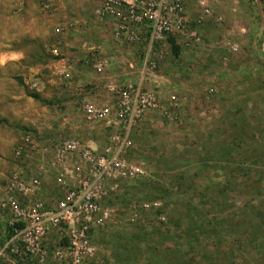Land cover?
<instances>
[{"label":"rangeland","instance_id":"rangeland-1","mask_svg":"<svg viewBox=\"0 0 264 264\" xmlns=\"http://www.w3.org/2000/svg\"><path fill=\"white\" fill-rule=\"evenodd\" d=\"M183 1L196 37L170 36L145 80L170 116L152 109L130 133L127 157L145 174L106 202L112 217L93 235L91 264H264V0ZM98 6L0 0V199L21 172L54 202L42 146H102L109 130L85 120L83 102L114 112V86L137 80L128 63L140 66L143 45L115 40Z\"/></svg>","mask_w":264,"mask_h":264},{"label":"built area","instance_id":"built-area-1","mask_svg":"<svg viewBox=\"0 0 264 264\" xmlns=\"http://www.w3.org/2000/svg\"><path fill=\"white\" fill-rule=\"evenodd\" d=\"M95 10L100 22L113 17L112 36L117 41L143 45V58L128 67L139 73L137 80L114 86V112L83 102L81 109L90 124L103 123L109 130L102 146L93 140L62 137L42 146L49 154L45 166L54 172L61 194L54 202L34 195L41 189L38 175L27 180L21 172L8 175L0 199V264H91L96 246L93 235L105 229L112 217L106 203L123 180L145 174L128 159L130 133L148 111L159 109L170 116L153 89L145 85L146 75L158 66L163 45L176 31L196 37L184 19L183 0H98ZM106 61L93 63L101 70ZM37 82L31 87L37 89ZM113 88V87H112ZM26 139H28L26 137ZM15 155L20 156V150ZM147 207V204H144ZM51 247V251L48 250Z\"/></svg>","mask_w":264,"mask_h":264},{"label":"crops","instance_id":"crops-1","mask_svg":"<svg viewBox=\"0 0 264 264\" xmlns=\"http://www.w3.org/2000/svg\"><path fill=\"white\" fill-rule=\"evenodd\" d=\"M1 221V220H0ZM3 225V224H2ZM0 226V235H2L3 234V230H4V228H3V226ZM48 250L49 251H51L52 249H51V247H48ZM54 263H56L55 261H52V260H49V262H48V264H54ZM28 264H33L32 262L30 263H28Z\"/></svg>","mask_w":264,"mask_h":264},{"label":"trees","instance_id":"trees-1","mask_svg":"<svg viewBox=\"0 0 264 264\" xmlns=\"http://www.w3.org/2000/svg\"><path fill=\"white\" fill-rule=\"evenodd\" d=\"M170 38V39H169ZM168 39L170 40V42H172V44H173V39H172V37H169ZM175 47V46H174Z\"/></svg>","mask_w":264,"mask_h":264}]
</instances>
